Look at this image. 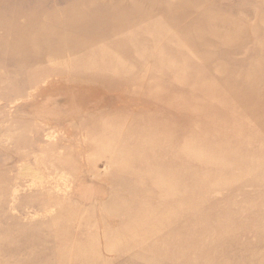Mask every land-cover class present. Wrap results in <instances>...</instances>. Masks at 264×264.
Segmentation results:
<instances>
[{"label": "rangeland", "instance_id": "374dc122", "mask_svg": "<svg viewBox=\"0 0 264 264\" xmlns=\"http://www.w3.org/2000/svg\"><path fill=\"white\" fill-rule=\"evenodd\" d=\"M0 264H264V0H0Z\"/></svg>", "mask_w": 264, "mask_h": 264}]
</instances>
